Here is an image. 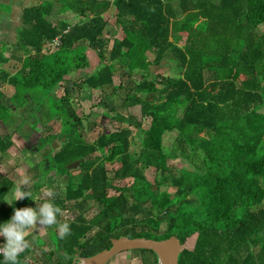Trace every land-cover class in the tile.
<instances>
[{"label":"trees","instance_id":"obj_1","mask_svg":"<svg viewBox=\"0 0 264 264\" xmlns=\"http://www.w3.org/2000/svg\"><path fill=\"white\" fill-rule=\"evenodd\" d=\"M36 1L21 11L10 56L3 55L6 46L0 42V67L12 57L18 63L12 74L0 68V80L13 87L8 98L0 92V120L35 151L65 139L47 156L45 168L65 176L64 190L47 200L75 215L59 221L71 227L64 237L54 231L58 224L52 225L55 242L48 252L56 259L51 264H72L77 254L90 248L84 256H91L121 236H176L178 264H264V0ZM112 7L123 37L110 41L103 16ZM67 12L80 21L68 22ZM55 38L57 48L42 52ZM80 42L102 66L76 82L66 76L89 67ZM148 51L155 65L173 62L177 75L114 83L117 64L126 65L129 76L135 70L146 73ZM83 86L103 98L120 92L122 107L137 106L139 118L116 113L126 127L103 129L86 142L83 121L89 116L74 107ZM53 120L60 138L45 133ZM134 130L142 133L138 152L132 150ZM172 131L176 136L167 149L163 135ZM9 140L0 137V153ZM177 158L191 169L169 164ZM46 159L36 164L40 174ZM76 162L73 174L69 168ZM112 163L118 166L109 172L106 164ZM147 169H153L152 181ZM6 192L0 190L1 222L13 207L32 200L24 197L4 207ZM89 202L99 209L86 218ZM131 252L141 264H158L151 250ZM27 254L26 249L19 254V264H28Z\"/></svg>","mask_w":264,"mask_h":264},{"label":"rangeland","instance_id":"obj_2","mask_svg":"<svg viewBox=\"0 0 264 264\" xmlns=\"http://www.w3.org/2000/svg\"><path fill=\"white\" fill-rule=\"evenodd\" d=\"M42 2V0H40ZM11 4V3H9ZM7 2H3L0 0V12L3 13L5 15V19L8 20L10 17V14L12 13L11 17L13 18V22L10 26H14L17 27V22L16 18H17V13L21 14V8L23 7H29L32 5L37 4L36 0H14L13 1V8L11 5H9ZM11 6V8H10ZM11 12V13H10ZM114 13H115V9L112 7L110 8L105 14H104V18L107 22L106 25V30L104 31V37L110 39V41L113 38H122L123 37V33L120 29L119 26H117L114 23ZM15 14V15H14ZM64 18L67 19L68 22L70 23H75L77 21H80L79 17L74 16L72 13L67 12L64 15ZM19 24L20 23V16H19ZM19 29V28H18ZM17 28L14 30L15 32V37H17ZM14 38V33H11V36L4 34L3 36H1V42L3 44H6V50H4L3 55L8 57L10 56L11 53L14 52V44L16 42V39ZM13 43V44H12ZM81 46L86 47V55L89 61V67L84 69V70H78V71H73L70 75L66 76V79L71 80V81H76L79 82L80 80L86 78L87 76H89L90 74L94 73L95 71H97L102 65L101 63L97 60L95 53L93 52V50L87 48V44L85 42H80L79 43ZM1 54V52H0ZM146 57L148 60V71L146 73H143L139 70H135L132 76H129L128 74V68L126 65H121V64H117L116 65V74L113 78L114 83L118 84L119 82H127L129 80H133L134 82H139L145 78L150 79L151 77L157 75V74H161L163 76H176L178 73V69L176 68L175 64L173 62L170 61H166L164 60L160 65H155L154 63H151L152 58H153V52L148 51L146 53ZM16 66H18V63L16 61V59H14L13 57L9 60V62H6L5 64L2 65V67L6 70H9V72H13V70L16 68ZM145 72V71H144ZM57 94L60 95V93L58 92ZM122 96V94L120 92H118L117 94H115L112 98H107V97H102L100 94V91H90L87 87H82V91L80 92V96L78 98V104L79 105H75V109L77 110L78 107H80L77 110V113L80 116H89L90 120L89 122L87 121H83V138L86 142H91L94 140V138L97 136V134L102 131L103 129L108 130V131H112L115 130L117 128H122V127H126L127 125L124 123L119 122L117 119H115V114L116 113H120L124 116H126L127 114H134L135 116H138L139 118V109L138 107H133L130 108L128 110H126L125 108L122 107L121 105V100L120 97ZM112 107V109H110ZM113 110V111H111ZM93 114V115H92ZM103 114H106L109 119L107 117H104ZM48 126L50 127L49 129H47V131H45L46 135L48 136H54V135H59V131H60V125L57 121H51ZM147 127V121L144 120L142 122V129L145 130ZM44 134V133H43ZM176 136V132L172 131L170 133H165L163 135V145L168 149L172 146V142L173 139ZM142 137V133L139 132L138 130H134L133 134H132V138L134 139V145H132V150H134L135 152L139 151V140ZM60 138V135H59ZM54 141L59 142V146L60 144L65 142V139H62V141H59V139L57 140H53L51 143H53ZM22 145V143L20 144V146ZM30 147V145L23 142V145L21 146V148L24 150L26 149V147ZM57 146V148H55V150L60 149V147ZM52 155L47 153V156ZM35 156V155H34ZM39 161V160H38ZM41 161V160H40ZM43 161V159H42ZM170 165L175 166L176 168H181L184 167L187 170L191 169V166L183 159V158H177L175 160H172L169 162ZM47 165H50V161L49 159L47 160ZM118 163H112V164H106V168L107 170L110 172L111 168L113 167H117ZM77 165L74 166H70L69 170H72V173L75 174L77 173L76 169ZM41 169V166H39V171ZM43 175L46 173V169H44L41 174L38 173L36 175L37 178V182L35 183L36 185H45V182L43 181V183L41 182L42 180H44L45 178H41L42 180L39 179L40 175ZM145 176L147 177L148 180L152 181L153 179V169H147L144 171ZM42 175V176H43ZM65 176L63 175H56L54 171H49L47 173V188L42 189L40 191L41 194H39V196L41 195L42 197H47V196H51V197H59L60 196V192H62V190H64V186H65ZM50 183V184H48ZM52 190V192L54 193V195H49V190ZM168 191L172 194L174 192L173 188L168 189ZM262 206L264 207V201L262 202ZM98 207L97 205L92 204L91 202L88 203V209L85 212L84 216L86 218L91 217L93 214L96 213V211H98ZM75 215V213H69V212H59L57 214V220L59 219H69L72 220L73 216ZM49 228V225H47V230ZM164 228V227H162ZM48 232V231H47ZM59 233V232H58ZM49 236L51 237V239H53L52 233L50 232ZM195 236H192L190 239H188L186 241V246L188 248L192 247L193 241H194ZM51 243H49L52 247L53 244L55 242V240L50 241ZM42 243V241L39 242V244ZM51 247V248H52ZM45 250V248H43ZM91 249L88 248L84 253L82 254H77V264L80 263L82 261L83 258H85L84 254L88 253ZM62 251V249H61ZM38 256L36 257V264H39L37 262L41 261L45 263V264H51L53 262V260L51 261V259H47V255L46 256V260L45 257H42V252H38ZM53 257V259H56V253L50 255ZM41 258V259H40ZM63 259L64 256H62ZM64 263H66L65 260H63ZM108 264H141L140 261V257L134 253H132L131 251H126V252H122L118 255H116L115 257H113Z\"/></svg>","mask_w":264,"mask_h":264},{"label":"crops","instance_id":"obj_3","mask_svg":"<svg viewBox=\"0 0 264 264\" xmlns=\"http://www.w3.org/2000/svg\"><path fill=\"white\" fill-rule=\"evenodd\" d=\"M13 1L14 0L12 1L10 0V2L12 3ZM5 2L8 3V0H5ZM30 51L32 52V50ZM0 68H2L4 71H6L9 74H12L16 69L15 68L13 72H9V70L4 69L2 66ZM0 92H2L6 96L5 98H8L13 93V87H11L6 83H3L0 80ZM3 136H10V140H9L10 145L5 151V153H0V190L4 188L7 189V192L3 197L2 205H4V207L10 205L5 200L9 199L13 189L14 188L18 189L22 181L25 178H27L29 181L28 185H22L21 187L27 191L26 192L27 195L32 197L31 202L27 206L36 207L47 200V197H42L41 195L39 196V194H41L40 191L42 189L47 188V173L46 176L44 177L45 179L41 181L42 183L44 181L45 185L35 184L37 182L36 175L38 174L37 170L35 169L36 164H38L40 160H42L43 158L44 159L47 158V150L45 149V152L41 155L42 159H40L37 154L39 150L44 146H47V144L43 145V147H41L37 151H35L36 150L35 148L34 150H32L31 148L28 147H26V149L23 150L21 146L23 145V142L26 143L25 139L21 137L20 134L15 132V128L4 124L0 120V137ZM21 143L22 145L20 146ZM59 147L61 148V144ZM44 163L45 165L43 166V169L47 167V159L44 161ZM16 194L17 195L20 194L18 190ZM16 201H14V203ZM12 215H13V211L10 213L9 218ZM61 220H69V219H59L58 222ZM1 221L2 219H0V222ZM52 228L53 230L55 229L54 227H52V225H49V228L47 230V225H40L39 222H37L36 226H33L28 229V235L26 237V239H28L30 243V246L26 248V250H28V254L26 256V261L28 264H36L35 263L37 261L36 257L39 255L38 254L39 251L43 253L42 257H45V260H46L45 255H47V259H51V261L54 260L52 256H49V252H48L49 251L48 249L52 247L49 244L50 243L49 234ZM54 231L56 232V234H58L59 229L56 228ZM4 240L5 238L3 236H0V243H3ZM40 241H42V243L39 244ZM43 248H45V250ZM37 263L45 264L42 262V259ZM5 264H9V262L7 261L5 262Z\"/></svg>","mask_w":264,"mask_h":264},{"label":"clouds","instance_id":"obj_4","mask_svg":"<svg viewBox=\"0 0 264 264\" xmlns=\"http://www.w3.org/2000/svg\"><path fill=\"white\" fill-rule=\"evenodd\" d=\"M28 183V179L25 178L18 189L14 188L9 199L5 201L13 205L14 201L18 199L30 197L26 194L27 191L21 187ZM17 190L19 195L16 194ZM49 195H54L51 189ZM13 209V215L8 220L0 222V236L5 238L4 242L0 243V257L7 260L9 264H19V254L30 246L29 240L26 239L28 229L36 226L37 222L40 225L58 224L61 237L71 232L68 222H58L57 214L61 209L51 200H46L36 207H13Z\"/></svg>","mask_w":264,"mask_h":264},{"label":"water","instance_id":"obj_5","mask_svg":"<svg viewBox=\"0 0 264 264\" xmlns=\"http://www.w3.org/2000/svg\"><path fill=\"white\" fill-rule=\"evenodd\" d=\"M59 142L54 141L41 148L38 152V156L42 159V154L47 150V153L54 154L59 151L57 148ZM77 165L76 163L71 164ZM151 250L157 257L158 264H178V256L181 251L180 240L176 236H170L169 238L162 240L140 238H128L121 236L119 238L111 239V245L109 248L103 249L89 257H85L79 264H107L116 255L132 250Z\"/></svg>","mask_w":264,"mask_h":264},{"label":"flooded vegetation","instance_id":"obj_6","mask_svg":"<svg viewBox=\"0 0 264 264\" xmlns=\"http://www.w3.org/2000/svg\"><path fill=\"white\" fill-rule=\"evenodd\" d=\"M12 1V0H11ZM3 2H5V0H3ZM8 3H11V4H9V5H11L12 6V8H13V4H12V2H10V0H8ZM11 6H10V8H11ZM23 9V7L21 8V10ZM11 13V12H10ZM11 15H12V13L10 14V17H9V19L8 20H6L5 19V15L3 14V13H1L0 12V38H1V36H3L4 34H6V35H9V36H11V33L13 32L14 33V38L13 39H16V37H15V32H14V30L17 28V30H18V28L20 27V24H19V16H20V11H19V14L17 13V18H16V21L18 20V22H17V27H14V26H10L11 24H12V20H13V18L11 17ZM15 15V14H14ZM12 19V20H11ZM0 42H1V39H0ZM5 46H6V44H4ZM4 53V52H3ZM89 257V256H88ZM76 258H77V256L75 257V259L73 260V262H72V264H77V261H76ZM109 263V262H108ZM107 263V264H108ZM79 264V263H78Z\"/></svg>","mask_w":264,"mask_h":264},{"label":"built area","instance_id":"obj_7","mask_svg":"<svg viewBox=\"0 0 264 264\" xmlns=\"http://www.w3.org/2000/svg\"><path fill=\"white\" fill-rule=\"evenodd\" d=\"M57 46H58V38H55L54 40L50 42H45V44H43L42 52L53 51L57 48Z\"/></svg>","mask_w":264,"mask_h":264}]
</instances>
